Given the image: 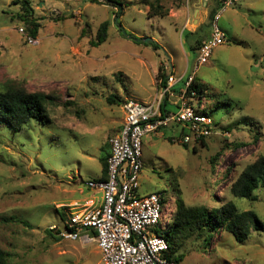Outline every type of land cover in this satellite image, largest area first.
I'll list each match as a JSON object with an SVG mask.
<instances>
[{"label": "rangeland", "instance_id": "obj_1", "mask_svg": "<svg viewBox=\"0 0 264 264\" xmlns=\"http://www.w3.org/2000/svg\"><path fill=\"white\" fill-rule=\"evenodd\" d=\"M22 1L0 0V91L11 86L43 94L48 119L20 131L0 126V249L7 264H102L94 243L61 241L49 228L62 229L60 206L90 197L86 182L103 177L100 161L123 117L121 105L107 97L151 104L157 65L156 81L169 60L176 78L186 66L191 74L197 50L189 45L203 34H161L160 20L146 19L142 0H118L116 11L106 1L28 0L40 28L39 44L27 46L17 31H26ZM252 2L249 11L243 2L227 9L234 14L223 13L218 25L228 42L194 75L217 123L205 146L197 143L193 151L192 144L185 149L169 141L180 136L176 126L142 141L138 193L167 197L168 224L176 192L190 207L211 209L231 200L264 223V189L256 191L255 202L228 192L239 173L264 156V0ZM106 21L112 26L97 44V29ZM122 31L151 42L135 43ZM205 235L183 244L178 264H264V231L251 232L243 243L221 229L208 244Z\"/></svg>", "mask_w": 264, "mask_h": 264}, {"label": "built area", "instance_id": "obj_2", "mask_svg": "<svg viewBox=\"0 0 264 264\" xmlns=\"http://www.w3.org/2000/svg\"><path fill=\"white\" fill-rule=\"evenodd\" d=\"M244 1L221 0L211 20L210 33L198 47L191 74L176 78L170 72L158 80L151 104L130 98L123 100L121 127L108 141L106 180L86 182L87 188L94 192L90 199L60 206L66 209V217L62 229L49 228L55 237L61 241L94 243L102 264H175L166 256V240L157 233L168 225L165 221L168 200L164 201L162 193L144 196L138 193L143 167L142 141L149 134L174 126L180 128V136L171 137L173 143L188 144L212 134L214 120L196 111V92L191 87L199 66L208 62L217 47L228 42L218 25L220 15ZM17 31L27 46L39 44L38 38L31 37L23 28ZM167 69L166 65L164 71ZM178 84L181 87L176 90Z\"/></svg>", "mask_w": 264, "mask_h": 264}, {"label": "trees", "instance_id": "obj_3", "mask_svg": "<svg viewBox=\"0 0 264 264\" xmlns=\"http://www.w3.org/2000/svg\"><path fill=\"white\" fill-rule=\"evenodd\" d=\"M91 1L93 2V0ZM104 1L115 8L119 2L118 0ZM12 3L18 2L13 1ZM21 6L24 14L23 17L25 18L24 25L27 31L25 32L31 37H35L40 28L39 22L33 18V10L29 6L28 0H23ZM148 6L149 10L147 15L149 17H165L168 14V11L164 10L158 2L150 1ZM213 16L214 15L211 16V20ZM65 19L67 18H62V20ZM108 28L109 23L107 21L100 24L96 33L97 44L106 40ZM83 33L82 30L81 34ZM151 45L153 49L156 50L157 46L154 44ZM165 76L166 74L158 76L159 80H162ZM191 90L196 92V111L211 117L210 114L213 109H207L208 102L205 100V89L203 86L194 80ZM48 99V97L40 93L27 92L22 88L7 86L6 89L0 91V126L5 125L14 131H20L32 121L33 124L38 126L44 124L48 119L47 107L45 104ZM106 100L109 104H116L118 106L123 102V100L116 95H111L107 97ZM218 105L219 104L216 103L214 108H218ZM216 127L217 123L214 121L212 133ZM207 138L180 145L188 149L192 144L193 147H190V149L195 151L194 145L198 143L201 146H205V140ZM168 140L171 141V137L168 138ZM107 146L110 149L109 145ZM108 157L109 152H107L100 161L103 173L101 180H106ZM213 159H215V157L209 160L210 164H212ZM217 182L220 183V181ZM259 189H264V156L258 157L253 163L247 165L239 173L237 178L231 182L228 192L233 199L255 202L257 200L255 193ZM176 195L177 197L172 207L171 223L167 225L166 229L157 232L164 237L168 245L167 258L175 264L180 263L183 258L182 255H177L178 250L194 235L206 232L204 243L208 244L211 239V233L221 229L230 233L236 242L243 243L250 237L251 232L264 231V223L254 211H243L231 200L222 203L220 206L209 209L206 206H187L179 197V192H176ZM163 196L164 201L167 200L164 194ZM62 209L66 210L65 208ZM59 216L62 221L66 217L64 212L60 213ZM9 220L14 219L9 218ZM7 261L8 254L0 249V264H7Z\"/></svg>", "mask_w": 264, "mask_h": 264}, {"label": "crops", "instance_id": "obj_4", "mask_svg": "<svg viewBox=\"0 0 264 264\" xmlns=\"http://www.w3.org/2000/svg\"><path fill=\"white\" fill-rule=\"evenodd\" d=\"M142 1L144 3L143 13L146 15V19L147 20H155V19L160 20L157 23L156 29L161 34H168L171 32H173L174 34H191V35L192 34H198V33L203 34L202 36L199 37V39L196 41V43L193 46L189 45V49H191V50H193V49L198 50L200 43L208 37V35L210 33L211 16L215 15V13L218 11V8H219L220 3H221V0H142ZM150 1L158 2L159 5L162 6V8L164 10L168 11V14L165 17H160V16L149 17L147 15V13L149 10L148 3ZM252 1L253 0H245L243 7L249 11V9H252L254 7V4ZM238 5H236V6H238ZM236 6H234V8ZM114 10L116 11V8H114ZM227 11H230V14L235 13V11L233 9L232 10L231 9L226 10L223 13H225ZM223 13L220 15V18L218 21H220V19L222 18ZM111 26L112 25L109 24V28H111ZM205 28H207V29L205 30ZM119 29H120V27L117 30H119ZM222 32L224 34H226L223 30H222ZM118 34H120V33H118ZM137 37L140 39H143L145 36L144 35H138ZM186 37H188V35H186L185 38ZM19 38L22 41L20 36H19ZM161 45H162L161 47L164 50L165 49L167 50V48H165V46H163V44H161ZM212 55H211V57H212ZM166 65H167V68H170V70H171L170 72H172L174 74V71L176 70V68L173 66L172 60H169V63L161 64V67L163 68L164 75L166 74L164 71V68ZM157 70H158V65H157V67L153 73L154 74V85L156 88L155 97H156V93H157V82H158L155 80V75L157 73ZM185 74H187V66L183 70L179 71L178 77H182ZM180 87H181V85L178 84L177 86H175V89L178 90ZM120 109H121V106H120ZM167 109L171 110L172 108L170 109L169 106H167ZM121 112H122V110H121ZM122 115H123V112H122ZM122 121H123V117H122L120 126H119L118 130L116 131V133L119 131L121 124H122ZM99 180H101V178ZM89 193H90V197L85 196L84 198L81 199L80 202H83L84 200L90 199L94 195V192H89ZM73 202H77V201L72 200L69 204H71ZM88 244H90V243H88ZM95 253L100 255L98 250H96Z\"/></svg>", "mask_w": 264, "mask_h": 264}, {"label": "water", "instance_id": "obj_5", "mask_svg": "<svg viewBox=\"0 0 264 264\" xmlns=\"http://www.w3.org/2000/svg\"><path fill=\"white\" fill-rule=\"evenodd\" d=\"M124 35V32H121ZM125 36V35H124ZM127 39L132 40L135 43H148L151 42L150 40L148 41L147 39H133L130 36H125Z\"/></svg>", "mask_w": 264, "mask_h": 264}]
</instances>
